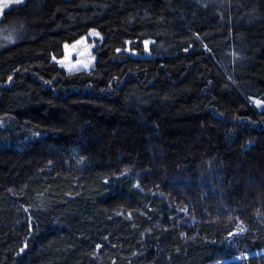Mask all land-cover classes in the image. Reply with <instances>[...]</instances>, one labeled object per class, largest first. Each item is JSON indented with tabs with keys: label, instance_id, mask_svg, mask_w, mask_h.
Here are the masks:
<instances>
[{
	"label": "trees",
	"instance_id": "trees-1",
	"mask_svg": "<svg viewBox=\"0 0 264 264\" xmlns=\"http://www.w3.org/2000/svg\"><path fill=\"white\" fill-rule=\"evenodd\" d=\"M90 29V69L54 61ZM263 250L264 0L3 11L0 264H264Z\"/></svg>",
	"mask_w": 264,
	"mask_h": 264
},
{
	"label": "rangeland",
	"instance_id": "rangeland-1",
	"mask_svg": "<svg viewBox=\"0 0 264 264\" xmlns=\"http://www.w3.org/2000/svg\"><path fill=\"white\" fill-rule=\"evenodd\" d=\"M24 0H21L23 2ZM19 2V3H21ZM13 4H18L16 0H0V17L3 11ZM6 5V6H5ZM100 39V35L96 29H90L84 35L73 42L65 43L64 54L61 58H54V61L64 67L68 71L76 70H88L95 63L94 47L97 44V40ZM148 43H145L146 49L144 52H148ZM130 54L139 55L136 52L130 51ZM144 55H148L144 53ZM264 252V250H263ZM251 253H243L236 255L237 258H244Z\"/></svg>",
	"mask_w": 264,
	"mask_h": 264
},
{
	"label": "snow or ice",
	"instance_id": "snow-or-ice-1",
	"mask_svg": "<svg viewBox=\"0 0 264 264\" xmlns=\"http://www.w3.org/2000/svg\"><path fill=\"white\" fill-rule=\"evenodd\" d=\"M8 2V0H6V3ZM16 2L17 3H19V2H21V0H16ZM6 6V5H5ZM147 43V42H146ZM9 79H11V77L9 78ZM97 247H99V246H97Z\"/></svg>",
	"mask_w": 264,
	"mask_h": 264
}]
</instances>
